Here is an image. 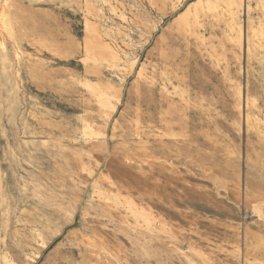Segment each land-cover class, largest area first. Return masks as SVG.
I'll return each instance as SVG.
<instances>
[{"label":"rangeland","instance_id":"1","mask_svg":"<svg viewBox=\"0 0 264 264\" xmlns=\"http://www.w3.org/2000/svg\"><path fill=\"white\" fill-rule=\"evenodd\" d=\"M0 264H264V0H0Z\"/></svg>","mask_w":264,"mask_h":264}]
</instances>
